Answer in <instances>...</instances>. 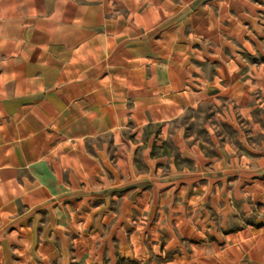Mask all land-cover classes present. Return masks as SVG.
Listing matches in <instances>:
<instances>
[{
    "label": "crops",
    "instance_id": "crops-1",
    "mask_svg": "<svg viewBox=\"0 0 264 264\" xmlns=\"http://www.w3.org/2000/svg\"><path fill=\"white\" fill-rule=\"evenodd\" d=\"M228 104L230 142L176 122ZM264 0H0V264H264Z\"/></svg>",
    "mask_w": 264,
    "mask_h": 264
},
{
    "label": "rangeland",
    "instance_id": "rangeland-1",
    "mask_svg": "<svg viewBox=\"0 0 264 264\" xmlns=\"http://www.w3.org/2000/svg\"><path fill=\"white\" fill-rule=\"evenodd\" d=\"M229 105L219 103V105L210 104L207 106H203L198 108L194 112H187L181 119H179L176 124L181 127H187V132L191 134H195L199 137L200 141H202L207 148V153L210 157H214V153L210 150L209 146V135L203 130V126L207 124L206 127L211 128L216 135L223 134L230 142H236V134L233 130L227 126H223L221 122V117L223 113L229 110ZM249 207L251 209L252 214L245 216L243 214H239L238 216H225V217H217L214 216V221L218 227H241L245 225H254L255 219L259 216L260 209L264 211V204L255 205L252 202L248 201ZM257 213V214H256ZM261 219H264V216H261Z\"/></svg>",
    "mask_w": 264,
    "mask_h": 264
}]
</instances>
